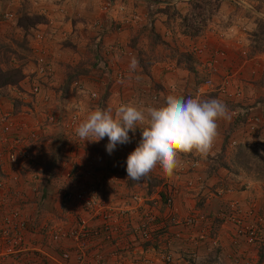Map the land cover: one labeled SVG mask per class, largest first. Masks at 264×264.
<instances>
[{
  "label": "built area",
  "instance_id": "obj_1",
  "mask_svg": "<svg viewBox=\"0 0 264 264\" xmlns=\"http://www.w3.org/2000/svg\"><path fill=\"white\" fill-rule=\"evenodd\" d=\"M124 9L122 2L107 0L102 13L113 11L119 15ZM13 18L10 11L2 14L3 20ZM94 26L102 27V22L97 20ZM52 35L51 30L41 28H34L30 35L32 65L21 82L26 84L32 101L43 90L56 88L54 70L45 48V41ZM101 43V35L97 34L93 42V48L98 51L96 67L108 75L111 68L106 56L119 50ZM208 67L209 75L197 87L199 95L225 91L235 77L234 73H228L216 84L212 63ZM125 77L123 69H118L114 76L118 81ZM15 86L17 93L24 91L25 86ZM70 87V94L79 98L77 107L70 111L65 106L56 110L53 103L46 102L49 96H43L44 106L37 112H41L40 119L30 127L17 126L10 132L13 111L0 113V264H210L205 260L208 254L222 248V234L229 239L236 255L244 257L245 264H262L257 252L264 240V216L252 198L245 207L238 199H227L211 213L205 209L209 196L222 197L226 194L224 190L206 183V176L189 175L181 179V169L174 173L175 182L162 178L151 193L135 184L129 193L122 172L102 164L101 151L92 142L83 144L75 131L81 121L80 98L88 95L98 99V93H87L78 79H73ZM57 92L63 94L60 88ZM231 94L237 100L231 113L243 116L248 131L257 133L261 117L251 112L242 87L235 86ZM54 128L69 138L63 152L69 164L65 169L54 161L52 168H46L49 147L56 142V136L49 131ZM129 136L133 142L142 138L131 130ZM235 144L231 142V146ZM249 147L263 148L264 144L252 141ZM4 159L9 163V170L1 167ZM201 159L204 157L192 154L186 168L194 169ZM19 170L29 173L32 182L27 187L35 193V198H28L26 191L17 188ZM51 180L59 197L54 211L43 206L46 185ZM181 180L194 204L186 214L178 216L174 194L178 191L176 182ZM200 196L203 197L201 206L197 205ZM30 204L35 205V212L26 214L23 210ZM69 218L72 226H67ZM202 242H206L204 257L199 252ZM211 257L212 264H222L217 254Z\"/></svg>",
  "mask_w": 264,
  "mask_h": 264
},
{
  "label": "crops",
  "instance_id": "obj_2",
  "mask_svg": "<svg viewBox=\"0 0 264 264\" xmlns=\"http://www.w3.org/2000/svg\"><path fill=\"white\" fill-rule=\"evenodd\" d=\"M116 1L124 4L125 14L118 15L113 12L104 15L101 7L107 0H0V28L7 27V32L2 31V35L14 36L19 40L17 36L21 33L23 35L22 28L15 26L16 19L3 20L2 14L10 11L17 16L18 11L24 8L31 13L44 15L47 21L37 24L36 28L52 31V37L45 41V48L52 63L54 87L57 89L43 91L50 97L46 102L53 103L52 107L56 110L64 108L66 96L72 102L79 100L77 96L70 94L73 79H78L87 92L94 91L98 94L106 92L108 95L103 107L111 108L113 111L121 104L158 105L170 94L202 100L220 99L230 110L237 106L235 102L237 100L232 97L231 92L235 86L240 85L244 97L251 104V112L261 117L259 131L250 133L243 116H235L230 111L231 120L218 122L219 136L211 152L190 170L186 167L192 154H181L180 164L183 167L179 166L178 169H181V179L189 175L206 176V183L226 189L227 193L222 198L209 196L206 205L209 212L215 213L222 206L221 203L227 199H238L245 207L249 198L254 197L259 212L264 214V172L252 166L254 158L240 157L243 151L257 157L264 155V147H249L252 141L264 144V113L262 112L264 51L251 53L250 38L256 24L252 22L253 17L264 14L260 11L256 12L248 5L253 15L251 19L248 16L235 15L234 9L242 2L220 0L217 14L207 20L203 31L199 35L190 36L182 32V16L189 11L191 0ZM97 20L102 22V27L94 26ZM11 22L14 23V28L7 26V24L12 25ZM97 34L101 35L102 46H111L119 50L118 53L113 51L107 58L110 60L108 66L112 67L108 75L96 67L95 54L98 51L93 48V42ZM133 57L139 61V67L135 71L129 68ZM210 63L214 69L212 77L216 84L221 83L222 78L228 73H234L235 77L225 91L215 90L199 95L197 87L209 75ZM31 65L29 59L24 60L23 74ZM118 69H123L126 73V77L120 81L114 78ZM70 78L72 79L69 86L64 89L66 81ZM21 81L15 84L25 86L21 94L15 91V85L0 87V113L13 111L14 114L10 119L13 125L10 132L17 126L25 128L35 124L36 120L40 119L41 112L39 114L37 112L42 110L45 102L43 91L35 96V101H32L26 91V84ZM58 88L63 92L62 99L57 94ZM80 103L84 109L83 119L89 112L101 107L98 99L89 98L88 95H83ZM49 131L56 136V142L49 147L52 153L48 155L47 165L54 161L65 169L69 165L68 156L63 155L67 147V137L65 139L64 134L57 128ZM135 133L142 135V129L137 127ZM103 141L108 142V138ZM140 141L141 138L138 142ZM232 141L236 142L237 146L232 147ZM138 142L135 143L138 145ZM87 143L89 144L84 141L83 144L87 145ZM105 145L102 141L99 143L104 150H106ZM121 153L116 151L114 158L103 157L101 163L118 166L114 163L115 161L118 163L117 161L121 159L119 156L123 155ZM1 167L3 170H9L7 160L4 159ZM18 175L17 188L26 191L28 198H35V193L30 192L27 187V184L32 182L29 173L19 170ZM152 175L167 178L171 183L175 182V174L166 176L159 167ZM44 196V208L54 211L59 197L53 180L47 182ZM174 196L181 209L184 205L187 206L188 200L189 202L191 200L189 194H187L188 198L180 194ZM23 211L26 214L34 213L35 205H27ZM67 226H72L71 218ZM206 242H202L199 246L202 257L206 254L204 252ZM220 242L222 248L211 253L217 254L222 264H245L244 257L236 255L224 234L220 237ZM210 254L205 261L212 264L214 259L211 257L213 254Z\"/></svg>",
  "mask_w": 264,
  "mask_h": 264
},
{
  "label": "clouds",
  "instance_id": "obj_3",
  "mask_svg": "<svg viewBox=\"0 0 264 264\" xmlns=\"http://www.w3.org/2000/svg\"><path fill=\"white\" fill-rule=\"evenodd\" d=\"M138 67L133 57L129 68L135 71ZM220 120H231L230 110L220 99L170 94L158 105L121 104L114 111L96 108L75 131L83 141L99 142L107 137L106 150L111 154L117 144L130 142V130L135 133L140 127L141 141L128 155L126 168L127 178L139 182L150 179L158 167L172 176L180 166L181 154L206 157L219 136Z\"/></svg>",
  "mask_w": 264,
  "mask_h": 264
},
{
  "label": "rangeland",
  "instance_id": "obj_4",
  "mask_svg": "<svg viewBox=\"0 0 264 264\" xmlns=\"http://www.w3.org/2000/svg\"><path fill=\"white\" fill-rule=\"evenodd\" d=\"M240 2H242V3L237 5V7L234 9V14L235 15L246 16V17L248 16L251 19V17L253 15L251 13V10L248 9V7H247L248 5L251 6L253 9H255L256 12L260 11V12H262L264 14V0H240ZM105 3L102 5L101 8H103ZM242 4H244V6H242ZM215 9L216 8H215L214 5H212L211 8L206 6L204 8L205 16L206 15L208 16L209 11H212V13H214ZM20 13H21V10L18 11L17 16H15V14H14L13 20L16 19L15 26H17V19H18ZM112 13H113V11H112ZM121 14L122 15L125 14V10ZM216 14H217V12H215L212 15H216ZM41 15L44 16L43 14H41ZM106 15H108V14H106ZM210 18H211V16H210ZM8 21H12V20H8ZM206 22L207 21L205 20L204 21L205 25H206ZM252 22L256 23L255 24V30L258 29L257 32L260 34L261 41L259 40L258 43H262V45H264V28H263L264 27V16L257 15L256 17H253ZM11 23H13V22H11ZM259 25L261 26L260 28H258ZM7 26H12V28L15 27L14 23L12 25L11 24H7ZM34 28L35 29H39V28H36V26L30 28L29 30L22 29L23 35L21 33L20 36H17V37H19V40L17 38H14V36L10 37V36H6V34L2 35V31H3V33L7 32L6 31L7 27H1L0 28L1 29L0 30V32H1V35H0V66H1V68H3L4 70H12L13 68H19V69L22 70V66L24 64V60L25 59L28 60L29 56L32 54V50H31V48L29 46V42H30V35H32ZM14 33L16 34L17 32H14ZM252 37L253 36L250 37L251 38V46H253V44H254ZM114 51L116 53H118L116 50H114ZM106 57L108 58L109 54ZM110 68H112V67H110ZM22 74H23V72H22ZM23 76H24V74H23ZM22 79H23V77L18 82H20ZM46 92H44V94H43L44 97L48 96V94ZM87 93H89V92H87ZM58 96H59L60 99H62V97H63V95H61V94H58ZM66 97L64 99L65 100V103H64L65 109L67 111L74 110L77 107L76 102H78V100H74V102H72L71 100L70 101L68 100L69 99L68 96H66ZM49 98L50 97H48L47 101L50 100ZM77 99H79V98H77ZM80 105L82 106V104H80ZM80 112H81V121L80 122H82L83 117H84L83 116L84 115L83 107L81 108ZM80 122H78L77 125H79ZM68 132H70V131H68ZM106 138L107 137H105L104 139L100 140L99 142H92V144H93V146L96 145V149L97 150L99 149L103 153V157L104 158H110V157L114 158V156L116 155V151L117 152H122L121 154H123V155H119V156H121V159H119V161H117L118 163H116V161L114 163V164H118V166L111 165V168L118 169L119 171L122 172V175L127 178L125 172L123 171L125 168H127V157L136 148V146H138L136 143L139 140H137L136 143L130 140L129 143L117 144V146H116L115 150L113 151V153L109 154L107 152V150H104L102 148V146H99V143H101V141H102V144H106L107 145L108 142L107 141H103ZM106 145H105V147H106ZM51 153H52V151H50L48 153V155L51 154ZM242 158L243 159L254 158L253 159L254 162L252 163V166L255 169H257L258 171H260V172L264 171V155L257 157V156L251 155L249 153H246V152L243 153L242 152ZM101 162L103 163V161H101ZM50 167H51V162L49 163V165L46 168L48 169ZM176 184H177L176 186H177L178 191H176L175 194H180V195H183V196H185V195L187 196V194H189L186 191V189L184 187L185 186L184 182L182 180L181 181H177ZM136 185L141 186L142 190H144V188H145L144 183L136 182ZM133 187H135V183L132 184V186L130 188H126V189H128V192L130 193V192L133 191V189H134ZM169 187L167 189H169ZM185 198H188V196L185 197ZM252 199L254 200L256 206L258 207L256 198L253 197ZM174 200H175V213H177L178 216H183L184 214H186V212L188 210L192 209V205L194 204L193 200H190V202H189V200L187 199L188 200L187 206L184 205L183 209H181L180 205L176 202L175 196H174ZM205 209L208 210L207 207ZM263 234H264V232H263ZM261 251H260L259 256H260V259L264 262V254L262 253V255H261Z\"/></svg>",
  "mask_w": 264,
  "mask_h": 264
},
{
  "label": "trees",
  "instance_id": "obj_5",
  "mask_svg": "<svg viewBox=\"0 0 264 264\" xmlns=\"http://www.w3.org/2000/svg\"><path fill=\"white\" fill-rule=\"evenodd\" d=\"M191 7L189 9V11H187L183 16H182V32L186 35H190V36H196L199 35L202 31L203 28L205 26L204 21L208 20L210 18V16H212V14H214L215 12H217L219 5H220V0H191L190 2ZM214 5L215 6V12L212 13V11H209L208 16H205L204 13V8L206 6L210 7ZM46 21V18L44 16H42L41 14H36V13H31L25 9L21 10V13L17 19V26L21 27L24 30H29L30 28L36 26L39 23H43ZM261 26L259 25L258 28H260ZM264 28V27H263ZM258 29L254 30L251 33V36H253V46H251V53L254 52H262L264 51V45H262V43H258V41H261L260 38V34L257 32ZM23 77L22 74V70L19 68H13L12 70H4L3 68H1L0 66V87H5L8 85H15L18 84V81ZM72 78H70L69 81H66V86H64V89L66 87L69 86V83L71 81ZM204 80V79H203ZM202 80V81H203ZM63 89V90H64ZM107 93L105 92L104 94H98V100L99 103L101 104V107L104 109L105 106L104 102L105 99L107 98ZM67 136H65L66 139ZM66 140H69V138L67 137ZM246 151H243V153ZM247 153V152H246ZM240 157L242 158V153L240 154ZM107 166L112 170L115 171L114 168H111V165H109V163L107 164ZM127 176V172H126V168L123 170ZM264 172V171H262ZM162 179L158 178L157 176H154L151 174V178L148 179L147 181L141 180L138 183H145V187H146V192L147 193H151L153 192L156 187L161 183ZM126 187L130 188L132 186V184H136V181H132L128 178H126ZM222 188V187H221ZM224 190L225 193L226 189L222 188ZM163 197H166V192H162ZM200 200L197 202V205L201 206L202 204V200L203 197L200 196ZM262 250V251H261ZM258 251L260 254L261 251V255L262 253L264 254V247L260 246L258 248ZM260 257V256H259ZM262 258V257H261ZM260 261H262L261 259H259Z\"/></svg>",
  "mask_w": 264,
  "mask_h": 264
},
{
  "label": "bare ground",
  "instance_id": "obj_6",
  "mask_svg": "<svg viewBox=\"0 0 264 264\" xmlns=\"http://www.w3.org/2000/svg\"><path fill=\"white\" fill-rule=\"evenodd\" d=\"M112 153H113V152H112ZM112 153H111V154H112Z\"/></svg>",
  "mask_w": 264,
  "mask_h": 264
}]
</instances>
